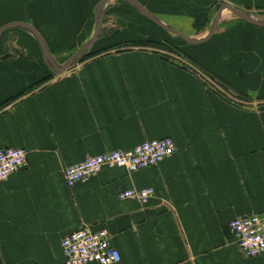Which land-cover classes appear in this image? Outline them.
Returning a JSON list of instances; mask_svg holds the SVG:
<instances>
[{
  "label": "crops",
  "instance_id": "0c3cea01",
  "mask_svg": "<svg viewBox=\"0 0 264 264\" xmlns=\"http://www.w3.org/2000/svg\"><path fill=\"white\" fill-rule=\"evenodd\" d=\"M134 1L145 13L131 0H0V28L18 23L0 33V148L27 150L0 182V264H65L61 240L83 226L107 230L116 264H264L229 230L264 214V27L225 8L210 34L222 4L264 23V0ZM21 24L57 67L77 60L53 73ZM166 137L174 152L154 166L64 181L87 157ZM142 188L144 202L118 198Z\"/></svg>",
  "mask_w": 264,
  "mask_h": 264
},
{
  "label": "built area",
  "instance_id": "2783aa9c",
  "mask_svg": "<svg viewBox=\"0 0 264 264\" xmlns=\"http://www.w3.org/2000/svg\"><path fill=\"white\" fill-rule=\"evenodd\" d=\"M174 152L171 138L146 140L127 150H112L90 156L63 170L67 186L86 180L103 167H123L137 171L154 166ZM27 166V150L22 147L0 148V182ZM153 194L152 188L124 190L118 198L146 201ZM229 230L239 251L246 257L264 253V214H246L235 217ZM65 264H116L119 252L110 242L106 229L92 230L83 226L61 240Z\"/></svg>",
  "mask_w": 264,
  "mask_h": 264
},
{
  "label": "water",
  "instance_id": "95a60500",
  "mask_svg": "<svg viewBox=\"0 0 264 264\" xmlns=\"http://www.w3.org/2000/svg\"><path fill=\"white\" fill-rule=\"evenodd\" d=\"M103 1H104V0H103ZM131 1H133L134 3L137 4V6L139 7V9H140V11H141L142 13H145V10H143V8H142L137 2H135L134 0H131ZM225 8L228 9V10H229L230 12H232L233 14L237 15L238 17L244 19V20L247 21V22H250V23H252V24H255V25H259V26H263V27H264V23L251 19V18H250L245 12H243V11H241V10H239V9L233 8V7L229 6V5L222 4V5L220 6L219 10H218V14H217V16H216V18H215L214 26H213L212 31L210 32V34H211V33L214 31V29H215L216 21H217L218 16H219V12H220L222 9H225ZM101 20H102V16H101V14H100L99 17H98L97 26H96V30H95L94 36H93V38H92L90 44L95 40L97 34L99 33L100 26H101ZM152 20H153V19H152ZM157 23H158V22H157ZM17 24H18V23H17ZM17 24H16V23H12V24H7V25L1 27V28H0V33H1L5 28H8V27H10V26H14V25H17ZM21 25L27 27L31 32H33V34L35 35L36 39L38 40V43H39V45H40V48H41V50H42V52H43V56L45 57V59H46V60L51 64V66H52V69H51V70L53 71V73H56V74L62 73V72H64L68 67H70V66L73 65V63L75 62V57H76L78 54H74V55H72V56H71V57H70V58H69V59H68V60H67L62 66H61V67H57V66L54 64V62H53V60H52L50 54L47 52V50H46V48H45V44H44V42H43V39H42V37L39 35V33H38L35 29H33L32 27H30V26H27V25H25V24H21ZM162 26H163V25H162ZM164 27H165V26H164ZM166 28H167V27H166ZM167 29H169V30H171V31H173V32H175V33H177L178 35H180V37H182L185 41H187V42H189V43H198V42L202 41V40H192V39H190V38L184 36L183 34H181L180 32H178V31H176V30H174V29H172V28H167ZM210 34H209V35H210ZM204 39H205V38H204ZM204 39H203V40H204ZM90 44H88L85 48H83V50H87V49L89 48ZM83 56H84V55H83ZM83 56H82V57H83Z\"/></svg>",
  "mask_w": 264,
  "mask_h": 264
},
{
  "label": "rangeland",
  "instance_id": "374dc122",
  "mask_svg": "<svg viewBox=\"0 0 264 264\" xmlns=\"http://www.w3.org/2000/svg\"><path fill=\"white\" fill-rule=\"evenodd\" d=\"M168 45H172V44H168ZM172 47V46H171ZM173 48V47H172ZM85 54H87V52H85L83 55H85ZM75 60H77L76 58H75Z\"/></svg>",
  "mask_w": 264,
  "mask_h": 264
},
{
  "label": "bare ground",
  "instance_id": "6f19581e",
  "mask_svg": "<svg viewBox=\"0 0 264 264\" xmlns=\"http://www.w3.org/2000/svg\"><path fill=\"white\" fill-rule=\"evenodd\" d=\"M154 192V191H153ZM154 194V193H153ZM232 237V236H231Z\"/></svg>",
  "mask_w": 264,
  "mask_h": 264
}]
</instances>
